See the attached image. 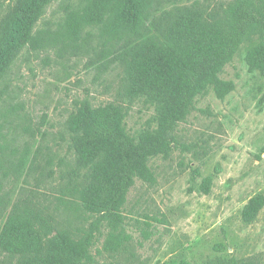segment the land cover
Masks as SVG:
<instances>
[{
  "label": "rangeland",
  "instance_id": "1",
  "mask_svg": "<svg viewBox=\"0 0 264 264\" xmlns=\"http://www.w3.org/2000/svg\"><path fill=\"white\" fill-rule=\"evenodd\" d=\"M4 1L0 14L6 12L9 1ZM86 1L90 8L78 39L38 53L24 51L5 81L10 86L1 106L6 115L0 136L3 198L37 189L53 193L58 156L68 158L69 110L78 99L100 105L114 98L121 76L115 54L130 34L123 33L120 19L115 22L118 9L113 13ZM192 1L152 0V7ZM69 2L54 0L45 22L56 28ZM94 14L103 19L86 23ZM252 43L245 41L221 74L234 89L223 98L214 91L199 97L173 131L160 129L153 105L143 100L130 105L129 134L141 147L151 141L154 148L139 166L119 226L122 238L130 236L129 251H105L108 227L102 226L93 264H203L216 255L264 264V204L257 203L259 197L264 201V61L253 58ZM50 157L54 165L47 164ZM56 218L73 228L90 223L63 210ZM219 243L223 252L215 248Z\"/></svg>",
  "mask_w": 264,
  "mask_h": 264
},
{
  "label": "trees",
  "instance_id": "2",
  "mask_svg": "<svg viewBox=\"0 0 264 264\" xmlns=\"http://www.w3.org/2000/svg\"><path fill=\"white\" fill-rule=\"evenodd\" d=\"M8 1L0 14V136L5 135L6 117L1 106L10 86L5 81L13 65L26 50L38 53L78 39L83 13L90 8L86 0H71L65 17L53 28L45 15L54 0ZM181 2L154 9L152 0H94L98 8L118 9L115 22L120 19L123 33L130 34L115 54L121 71L116 93L100 105L78 99L69 110L64 123L68 158L58 156V172L53 174L59 182L53 193L37 189L26 196H0V264L96 263L92 249L102 226L108 227L104 250L128 252L130 236L122 238L119 226L139 166L154 148L151 141L141 147L129 134L130 105L141 100L153 105L160 129L173 131L188 119L199 97L214 91L223 98L234 89L221 74L245 41L253 42L256 62L264 61V0ZM102 19L94 14L86 23ZM54 163L50 157L47 164ZM60 210L90 223L74 228L61 223L56 218ZM215 248L225 250L220 243ZM203 264L258 263L216 255Z\"/></svg>",
  "mask_w": 264,
  "mask_h": 264
}]
</instances>
